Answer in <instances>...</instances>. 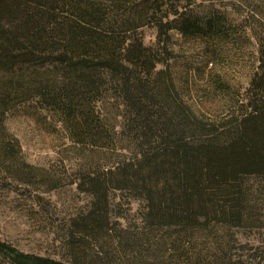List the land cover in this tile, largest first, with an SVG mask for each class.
Returning a JSON list of instances; mask_svg holds the SVG:
<instances>
[{"label": "trees", "instance_id": "trees-1", "mask_svg": "<svg viewBox=\"0 0 264 264\" xmlns=\"http://www.w3.org/2000/svg\"><path fill=\"white\" fill-rule=\"evenodd\" d=\"M172 1L179 0H0V132L11 97L21 94L55 109L76 145L108 149L113 139L96 100L114 92L127 108L135 153L104 169L102 183L96 176L79 183L95 209H106L109 192L127 191L145 202L143 220L152 228L188 230L213 222L239 227L246 211L243 180L264 176V51L249 79L246 105L227 82L211 79L206 97L221 96L223 119L195 117L178 107L168 70L173 21L156 19L163 9L179 15L169 11ZM148 20L156 21L155 47L141 41ZM177 28L186 39L204 41L203 31L215 27L184 21ZM158 64L166 69L156 71ZM0 148L1 160L20 170L11 146ZM93 223L80 225V234L87 236ZM0 258L7 264H66L1 240Z\"/></svg>", "mask_w": 264, "mask_h": 264}, {"label": "rangeland", "instance_id": "rangeland-1", "mask_svg": "<svg viewBox=\"0 0 264 264\" xmlns=\"http://www.w3.org/2000/svg\"><path fill=\"white\" fill-rule=\"evenodd\" d=\"M168 7L179 15L163 9L156 19L173 21L168 70L178 107L204 121L223 119L221 96L206 97L211 79L227 82L246 105L249 79L263 57L264 0H179ZM184 21L203 29L214 25L203 31L206 49L200 37L186 39L179 31ZM155 22L148 20L140 30L145 47L156 45ZM164 69L156 66V71ZM109 94L96 100L97 115L113 139L108 149L73 143L61 115L39 98L11 97L0 147L11 146L20 170L0 157V240L22 253L66 264H264V176L243 180L246 211L239 227L213 222L188 230L152 228L143 220L145 202L127 191L109 192L106 209L100 204L95 209L79 183L88 176L102 183L104 169L135 153L127 108L114 92ZM89 221L95 222L94 230L81 235L80 225ZM0 264L7 263L0 258Z\"/></svg>", "mask_w": 264, "mask_h": 264}]
</instances>
